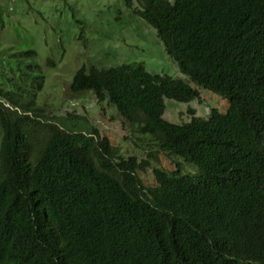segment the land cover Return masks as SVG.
Instances as JSON below:
<instances>
[{
	"label": "trees",
	"instance_id": "trees-1",
	"mask_svg": "<svg viewBox=\"0 0 264 264\" xmlns=\"http://www.w3.org/2000/svg\"><path fill=\"white\" fill-rule=\"evenodd\" d=\"M125 1L190 82L89 66L70 90L183 162L124 158L84 117H48L29 67L15 91L0 89V264H264V0ZM201 89L227 113L165 119L168 101L191 104Z\"/></svg>",
	"mask_w": 264,
	"mask_h": 264
},
{
	"label": "rangeland",
	"instance_id": "rangeland-1",
	"mask_svg": "<svg viewBox=\"0 0 264 264\" xmlns=\"http://www.w3.org/2000/svg\"><path fill=\"white\" fill-rule=\"evenodd\" d=\"M29 51L36 56L26 58ZM124 64H140L152 74L190 82L168 56L156 31L125 0H0V89L15 91L14 81L21 73L38 67V75L31 73L29 82L44 77L42 88L36 86L33 92L48 117H84L124 158L157 156L164 168L183 162L159 154L154 142L130 128L111 105L98 103L94 93L71 92L81 68ZM212 109L227 113V100L201 89L200 100L191 104L168 101L165 119L181 124L192 118L191 110L207 118ZM194 170L184 164L186 173ZM140 177L145 187L155 185L152 169Z\"/></svg>",
	"mask_w": 264,
	"mask_h": 264
}]
</instances>
